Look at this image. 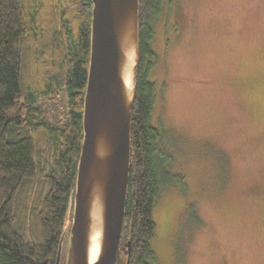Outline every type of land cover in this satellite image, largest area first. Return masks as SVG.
I'll list each match as a JSON object with an SVG mask.
<instances>
[{
  "label": "rangeland",
  "instance_id": "374dc122",
  "mask_svg": "<svg viewBox=\"0 0 264 264\" xmlns=\"http://www.w3.org/2000/svg\"><path fill=\"white\" fill-rule=\"evenodd\" d=\"M162 2L150 125L170 181L152 210L153 264H264V0ZM38 107L58 123L65 92Z\"/></svg>",
  "mask_w": 264,
  "mask_h": 264
},
{
  "label": "trees",
  "instance_id": "16d2710c",
  "mask_svg": "<svg viewBox=\"0 0 264 264\" xmlns=\"http://www.w3.org/2000/svg\"><path fill=\"white\" fill-rule=\"evenodd\" d=\"M162 0H138V53L125 214L115 264H153L152 210L170 181L161 132L150 125L155 87L149 18ZM91 0H0V264H55L72 217L83 140ZM64 91L67 114L38 107ZM70 228V226H69Z\"/></svg>",
  "mask_w": 264,
  "mask_h": 264
},
{
  "label": "water",
  "instance_id": "95a60500",
  "mask_svg": "<svg viewBox=\"0 0 264 264\" xmlns=\"http://www.w3.org/2000/svg\"><path fill=\"white\" fill-rule=\"evenodd\" d=\"M90 57L83 102V140L75 180L66 264H115L125 214L130 124L138 53V0H91ZM59 241L55 264L60 262Z\"/></svg>",
  "mask_w": 264,
  "mask_h": 264
},
{
  "label": "bare ground",
  "instance_id": "6f19581e",
  "mask_svg": "<svg viewBox=\"0 0 264 264\" xmlns=\"http://www.w3.org/2000/svg\"><path fill=\"white\" fill-rule=\"evenodd\" d=\"M100 243L99 234L97 231H93L90 236L89 248H88V260L89 264H92L97 259L99 253Z\"/></svg>",
  "mask_w": 264,
  "mask_h": 264
},
{
  "label": "flooded vegetation",
  "instance_id": "af4514ba",
  "mask_svg": "<svg viewBox=\"0 0 264 264\" xmlns=\"http://www.w3.org/2000/svg\"><path fill=\"white\" fill-rule=\"evenodd\" d=\"M162 6H163V2L161 3L160 7H162ZM159 13H161L160 10H159V12L157 14H159ZM157 14L151 15L150 18H149V25L151 27V31L152 32H153L154 25H152L150 21L155 20L156 19L155 15H157ZM153 36H154V33H153ZM152 40H153V37H152V39L150 41V47H151ZM151 50H152V47H151ZM154 56H155L154 53H152V55L144 56V58H143V65L148 70V75L151 73V71H152L151 68L154 66V65H152L153 62H154V58H155Z\"/></svg>",
  "mask_w": 264,
  "mask_h": 264
}]
</instances>
